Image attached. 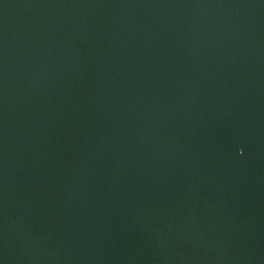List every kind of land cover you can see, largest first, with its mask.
Here are the masks:
<instances>
[{
	"label": "water",
	"instance_id": "1",
	"mask_svg": "<svg viewBox=\"0 0 264 264\" xmlns=\"http://www.w3.org/2000/svg\"><path fill=\"white\" fill-rule=\"evenodd\" d=\"M0 264H264V0H0Z\"/></svg>",
	"mask_w": 264,
	"mask_h": 264
}]
</instances>
